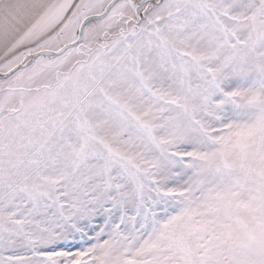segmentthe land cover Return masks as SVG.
Listing matches in <instances>:
<instances>
[{
    "label": "snow or ice",
    "instance_id": "obj_1",
    "mask_svg": "<svg viewBox=\"0 0 264 264\" xmlns=\"http://www.w3.org/2000/svg\"><path fill=\"white\" fill-rule=\"evenodd\" d=\"M0 264H264V0H0Z\"/></svg>",
    "mask_w": 264,
    "mask_h": 264
}]
</instances>
